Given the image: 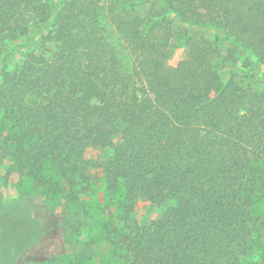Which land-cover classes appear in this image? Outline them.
<instances>
[{
    "label": "trees",
    "instance_id": "obj_1",
    "mask_svg": "<svg viewBox=\"0 0 264 264\" xmlns=\"http://www.w3.org/2000/svg\"><path fill=\"white\" fill-rule=\"evenodd\" d=\"M259 65L264 0H0V163L77 201L91 191L85 151L111 147V259L264 264ZM144 203L156 216L133 217ZM59 258L44 264H78Z\"/></svg>",
    "mask_w": 264,
    "mask_h": 264
},
{
    "label": "rangeland",
    "instance_id": "obj_2",
    "mask_svg": "<svg viewBox=\"0 0 264 264\" xmlns=\"http://www.w3.org/2000/svg\"><path fill=\"white\" fill-rule=\"evenodd\" d=\"M112 39L123 62L127 61L115 34ZM172 45L170 64L179 61L183 55V46L178 41ZM248 57L242 56L239 65L244 66ZM249 58L251 62L255 61L253 57ZM245 67H251V72L255 69L252 64ZM256 69L264 79V65ZM119 141L120 136H115L113 144ZM112 157L111 147L85 151L84 159L92 179L91 191L77 201H67L65 197L50 198L17 176L6 177L8 161L0 163V264H44L52 257H61L62 262L74 260L78 264H119L111 259L109 246L101 237L102 224L117 214L114 200L105 191L100 168ZM155 212L144 203L136 208L133 217L151 218L156 216Z\"/></svg>",
    "mask_w": 264,
    "mask_h": 264
}]
</instances>
